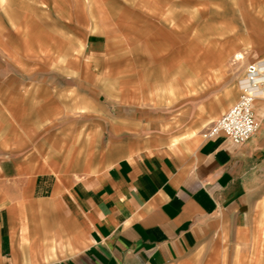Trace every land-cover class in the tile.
<instances>
[{
	"label": "crops",
	"instance_id": "obj_1",
	"mask_svg": "<svg viewBox=\"0 0 264 264\" xmlns=\"http://www.w3.org/2000/svg\"><path fill=\"white\" fill-rule=\"evenodd\" d=\"M237 50L264 0H0V264H264V97L203 136Z\"/></svg>",
	"mask_w": 264,
	"mask_h": 264
},
{
	"label": "built area",
	"instance_id": "obj_2",
	"mask_svg": "<svg viewBox=\"0 0 264 264\" xmlns=\"http://www.w3.org/2000/svg\"><path fill=\"white\" fill-rule=\"evenodd\" d=\"M238 100L203 133L206 139L219 134L226 135L239 145L250 139L258 130L254 104L258 97H264V59L247 65L240 81Z\"/></svg>",
	"mask_w": 264,
	"mask_h": 264
},
{
	"label": "rangeland",
	"instance_id": "obj_3",
	"mask_svg": "<svg viewBox=\"0 0 264 264\" xmlns=\"http://www.w3.org/2000/svg\"><path fill=\"white\" fill-rule=\"evenodd\" d=\"M217 10H219V11H221V9H217ZM219 19V17L217 16V20ZM222 30H224L223 28H222V26L221 25H219V24H217V27H216V31H222ZM236 29H235V25H233V28H232V31L234 32ZM241 50H237V51H235L233 54H232V58H231V64H232V66L233 67H237V71L235 72V73H233V76L234 77H239L240 76V78H239V87H240V81H241V79L243 78V76H244V73H245V69H244V67H243V64L241 63L242 62V60H244L245 58H246V53L245 52H241V53H243L244 55H245V58L244 59H240V61H237L236 60V55H237V53H239ZM259 61V60H258ZM257 62V61H256ZM242 65V66H241ZM241 66V67H240ZM239 91L241 92V90L239 89ZM239 93H238V96H237V98H235V99H233L232 100V102H231V105L224 111V112H222L220 115H218L216 118H214L213 120L214 121H216L223 113H225L237 100H238V98H239ZM191 104V103H190ZM207 121H205V123H206ZM259 264H261V263H259Z\"/></svg>",
	"mask_w": 264,
	"mask_h": 264
}]
</instances>
